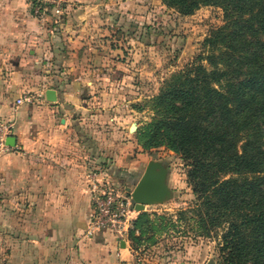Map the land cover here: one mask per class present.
<instances>
[{"label":"crops","instance_id":"crops-1","mask_svg":"<svg viewBox=\"0 0 264 264\" xmlns=\"http://www.w3.org/2000/svg\"><path fill=\"white\" fill-rule=\"evenodd\" d=\"M34 6L33 0H0V114L14 118L15 137L14 148L0 157V259L139 264L129 240L108 230L87 234L93 213L87 174L101 169L109 176L100 156L106 149L119 164L122 147L88 141L104 129L89 130L85 120L93 102L113 100L105 84L112 86L122 63L116 35L134 20L136 0H67L41 15ZM48 89L56 101L47 100ZM29 93L33 102L14 112L16 99ZM102 108L105 116L113 113Z\"/></svg>","mask_w":264,"mask_h":264},{"label":"trees","instance_id":"trees-1","mask_svg":"<svg viewBox=\"0 0 264 264\" xmlns=\"http://www.w3.org/2000/svg\"><path fill=\"white\" fill-rule=\"evenodd\" d=\"M162 2L183 15L220 6L225 24L204 40L206 56L172 74L154 96L144 146L180 155L201 226H225L223 264H264V0ZM147 218L143 212L133 220V250Z\"/></svg>","mask_w":264,"mask_h":264},{"label":"rangeland","instance_id":"rangeland-1","mask_svg":"<svg viewBox=\"0 0 264 264\" xmlns=\"http://www.w3.org/2000/svg\"><path fill=\"white\" fill-rule=\"evenodd\" d=\"M224 13L220 6L207 5L193 14L183 15L162 0H136L134 20L116 35L122 63L112 86L105 84V88H113V100L101 106L97 100L98 103L88 106L89 116L85 119L88 129H104L102 135L97 132L98 136H88V141H107L122 147L118 152L119 164L106 156V149L100 156V161H105L104 167L111 172L107 176L111 184L123 191L133 188L142 175L141 166L151 160L160 162L168 172L166 199L134 212V220L143 212L148 217L142 226L144 233H136L142 240L132 249L140 264H207L208 261L223 264L225 226L212 230L201 226L195 211L198 199L188 183L185 163L165 145L146 148L143 132L155 117L154 96L172 74L184 71L199 56H206L208 48L204 40L225 24ZM203 64L208 66L206 60ZM102 107L113 113L105 116ZM90 108L97 111L96 117L91 116ZM2 252L0 247V255Z\"/></svg>","mask_w":264,"mask_h":264},{"label":"built area","instance_id":"built-area-1","mask_svg":"<svg viewBox=\"0 0 264 264\" xmlns=\"http://www.w3.org/2000/svg\"><path fill=\"white\" fill-rule=\"evenodd\" d=\"M67 0H36L35 13L41 15L47 6L60 10ZM34 96L21 95L16 99L13 111L16 112L25 102H33ZM14 129V118L0 114V157L14 147L8 143ZM88 190L93 204V213L88 223L87 234L108 230L118 240H127L133 228L135 207L127 191L118 189L100 170L87 174Z\"/></svg>","mask_w":264,"mask_h":264},{"label":"water","instance_id":"water-1","mask_svg":"<svg viewBox=\"0 0 264 264\" xmlns=\"http://www.w3.org/2000/svg\"><path fill=\"white\" fill-rule=\"evenodd\" d=\"M46 97L49 101H56L57 93L54 89H48L46 91ZM8 143L14 144L15 137H9ZM167 173V169L160 162L151 160L147 163L136 185L133 188H126L136 211H142L146 205L161 202L166 199L169 194ZM122 246H125L124 241L122 242ZM207 264H214V262L208 261Z\"/></svg>","mask_w":264,"mask_h":264}]
</instances>
